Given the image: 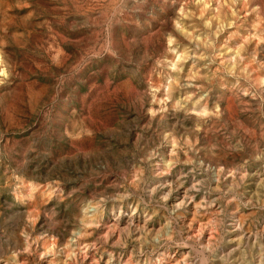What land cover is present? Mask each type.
Segmentation results:
<instances>
[{
	"label": "rangeland",
	"instance_id": "rangeland-1",
	"mask_svg": "<svg viewBox=\"0 0 264 264\" xmlns=\"http://www.w3.org/2000/svg\"><path fill=\"white\" fill-rule=\"evenodd\" d=\"M262 38L264 0H0L1 223L21 192L27 205L53 202L65 237L40 245L62 249L61 264H246L264 233ZM21 171L51 172L55 202ZM125 206L135 215L120 218L133 225L122 246L77 245L81 221L97 215L90 237ZM142 214L154 233L139 246ZM20 236L30 245L13 262L48 264Z\"/></svg>",
	"mask_w": 264,
	"mask_h": 264
},
{
	"label": "bare ground",
	"instance_id": "bare-ground-1",
	"mask_svg": "<svg viewBox=\"0 0 264 264\" xmlns=\"http://www.w3.org/2000/svg\"><path fill=\"white\" fill-rule=\"evenodd\" d=\"M178 1V0H177ZM179 3V2H178ZM181 5V4H180ZM144 20V19H143ZM145 21V20H144ZM146 25V24H145ZM167 33V32H166ZM262 36V35H261ZM263 37V36H262ZM150 39V38H149ZM263 39V38H262ZM264 40V39H263ZM262 55V54H261ZM196 64H198V63H196ZM125 68V67H124ZM128 68V67H127ZM254 70V69H253ZM250 71H251V69H250ZM253 72V71H252ZM251 73V72H250ZM252 74H254V73H252ZM263 75V74H262ZM262 75H257L258 77L256 78V79H259L258 81H259V85H261L262 84V79H263V77H262ZM254 80H255V77H254ZM148 82V81H147ZM150 82H151V80H150ZM228 86V85H227ZM261 87V86H260ZM263 87V86H262ZM225 89V88H224ZM150 90V89H149ZM152 90V89H151ZM154 90V89H153ZM226 90V89H225ZM241 90V89H240ZM155 91V90H154ZM224 91V90H223ZM238 91V90H237ZM243 91V90H242ZM246 91V90H245ZM220 92V91H219ZM244 92V91H243ZM262 92V91H261ZM240 93V92H239ZM216 95V94H215ZM231 95V94H230ZM239 95V94H238ZM245 96V95H244ZM224 97V96H223ZM230 97V96H229ZM151 98V97H150ZM242 98V97H241ZM228 99V98H227ZM230 100L232 101V98H230ZM229 100V101H230ZM243 100V99H242ZM249 101H250V99H249ZM233 102V101H232ZM232 102H231V104H232ZM248 102V101H247ZM252 102V101H251ZM249 103V102H248ZM258 103H260V102H258ZM257 103V104H258ZM228 104H230V103H228ZM244 104L245 103H243L242 105L244 106ZM247 105V104H246ZM260 105V104H259ZM233 106H234V104H233ZM152 107V106H151ZM229 106H227L226 105V109L228 108ZM251 108V107H250ZM225 109V110H226ZM254 109H255V107H254ZM151 110V109H150ZM238 110V109H237ZM251 110H253V109H251ZM261 110V109H260ZM233 112V111H232ZM253 112V111H252ZM257 112H258V110H257ZM234 113V112H233ZM255 113V112H254ZM224 114V113H223ZM223 114H221V115H223ZM261 115H264V114H261ZM166 116V115H165ZM169 117V116H168ZM174 117V116H173ZM173 117H169V118H167V117H165L164 118V120L166 121H168V124H170V122H174V120H173ZM224 117V116H223ZM227 117H228V115H227ZM230 117V116H229ZM160 118V117H159ZM231 119H233L232 117H231ZM180 120V119H179ZM229 120V119H228ZM227 120V121H228ZM234 120V119H233ZM232 120V121H233ZM259 120V119H258ZM159 121V120H158ZM183 121V120H182ZM263 121V120H262ZM219 122V121H218ZM264 122V121H263ZM176 123V122H175ZM184 123V122H183ZM163 124V123H162ZM179 124H182V122L180 123V121H179ZM178 125V124H177ZM235 125V124H234ZM261 125V124H260ZM170 126V125H169ZM174 126V125H173ZM72 127V126H71ZM178 127V126H177ZM186 126H184V128H185ZM236 127V126H235ZM165 128V127H164ZM176 128V127H175ZM242 128V127H241ZM167 129H169V130H172V128H168L167 127ZM261 129V128H260ZM162 130V129H161ZM165 130V129H164ZM167 131V130H166ZM188 131H190V130H187L186 129V134L187 133H189ZM254 131V130H253ZM264 131V130H263ZM169 132V131H168ZM174 132V131H173ZM241 132H243V130L241 131ZM244 132H245V130H244ZM258 132V131H257ZM180 133V132H179ZM182 133V132H181ZM252 133V132H251ZM173 134V133H172ZM184 134V133H183ZM246 135V134H245ZM251 135V134H250ZM261 135H262V133H261ZM260 135V136H261ZM72 136V135H71ZM247 136H249V134L247 135ZM252 136V135H251ZM251 136H249V137H251ZM259 137V136H258ZM203 138V137H202ZM165 143V142H164ZM183 144V143H182ZM254 146V145H253ZM165 147V146H164ZM187 149H185V148H181L179 151H175L174 149L172 150H167L166 151V154L167 155H170V157H171V155H174V154H181V155H187ZM179 152V153H178ZM163 154V153H162ZM251 154H253V153H251ZM179 161V160H178ZM239 166V165H238ZM239 170V169H238ZM62 172V171H61ZM23 176H26V177H28V178H31V179H33L34 181H35V187H36V189L37 188H39V189H42V193H41V196H46V198H50V199H52L54 202H55V198H57L59 195H57L56 194V190L52 187V185L50 186V181H52V179L54 178V177H52V175H51V172H49V171H21L20 172ZM173 175V174H172ZM242 175V174H241ZM54 176V175H53ZM60 177V176H59ZM61 179H63L62 177H60ZM259 178V177H258ZM264 179V178H263ZM20 181H22L23 182V180H20ZM261 182V181H260ZM42 183H45L44 184V186H41V185H43ZM259 183V182H258ZM51 184H53L52 182H51ZM56 188V187H55ZM26 190V189H25ZM16 192V191H15ZM14 192V193H15ZM18 192V191H17ZM16 192V193H17ZM184 192V191H183ZM20 193V195H19V197L17 196V202L18 203H10V205H9V210H10V212H11V215L8 217V219H7V221L6 222H4V223H1V221H0V226L1 225H3L5 228H6V237H5V244L6 245H0V258L1 257H3V255H5V253H6V251L5 250H7V252H10L11 253V255L8 257H3V260H2V262L4 263V264H17V263H15V262H13V260L14 259H16V256H17V251L18 250H20L21 251V249H23L24 247H28L30 244L29 243H25V245H24V243H23V240H24V238L22 239V235L20 236V231H22V232H24L25 233V236H29V239L31 240V241H33V244H34V248H35V250H37V249H39L40 247V249L42 250V252H43V254L45 255L44 257H43V259L48 263V264H61L58 260H59V258H58V256L57 255H61L62 254V249H58V250H54L53 248H54V246H55V243H52V242H48V241H45V242H41V245H40V237L42 236V235H45V234H47L49 237H52L53 235H55V237H57V238H59L60 240L63 238V234H64V231L62 230V224H61V222L59 223V222H57V221H54L53 220V213H52V209L50 208L52 205H53V202L52 203H50L48 206L46 205V206H43V205H38L37 203H34V204H31V205H27V204H24V196L21 194V192H19ZM18 194V193H17ZM182 195V194H181ZM184 195V194H183ZM261 195V194H260ZM124 196V195H123ZM176 197V196H175ZM28 198V197H27ZM163 198V197H162ZM257 198V197H256ZM204 199V198H203ZM50 201V200H49ZM206 201V200H205ZM105 202V201H104ZM180 202H182V200H180ZM176 203V202H175ZM183 203V202H182ZM177 204V203H176ZM178 204H180L179 202H178ZM177 204V205H178ZM184 205V204H183ZM198 206H199V204H197ZM211 205V204H210ZM21 206V208H19V207ZM196 206V205H195ZM194 206V207H195ZM174 207V206H173ZM179 207V206H178ZM237 207V206H236ZM93 208V207H92ZM133 208V207H132ZM131 208V209H132ZM176 208V207H175ZM195 208H197V207H195ZM195 208H193L194 209V211H195ZM262 208V207H261ZM86 209V208H85ZM84 209V210H85ZM98 209V208H97ZM122 209H124V207H113L112 209L110 208V211H109V214L106 216V217H108L109 219L110 218H112V219H114V224L112 225V226H108L107 225V221L106 220H108L107 218H106V220H104V218L102 219V218H99V220L98 219H96L98 222L97 223H99V226H98V229L97 230H94L93 231V233H92V235L90 236V237H88V236H86V228L87 227H89V226H92V225H90V224H93V221H92V219H95L96 217L95 216H97V215H95V213L91 216V218H90V220L89 221H87V220H85V221H81V223L82 224H84V227H82V228H79L78 230H77V232L75 233V235H77V236H79L78 238H79V240L81 239V238H83L82 239V243H80V241L78 240V239H76V240H78V242H79V244H77L78 246H80V247H83V249H85L86 247L87 248H92V250L93 249H95V250H101V249H104V250H106L107 248H106V246H110L111 245V243H112V245L111 246H118V247H120V246H122V237H124V238H126V237H129L130 236V228H129V225H132V224H127L128 225V228L126 227V226H124V228H121L122 226H121V217H122V215L125 217V218H128V221H131V220H133V217H134V213H133V211H131V210H129V207L128 206H125V210L123 211ZM134 209V208H133ZM198 209V208H197ZM238 209V208H237ZM236 209V210H237ZM93 210V209H92ZM95 210V209H94ZM179 210V209H178ZM206 210V209H205ZM235 210V209H234ZM87 211H90V210H87ZM96 211V210H95ZM176 211V210H175ZM233 211V210H232ZM71 212V211H70ZM73 212V211H72ZM84 212V211H83ZM147 212V211H146ZM153 212V211H152ZM234 213H235V211H233ZM239 212V211H238ZM237 212V213H238ZM88 213V212H87ZM97 213V212H96ZM172 213V212H171ZM171 213H170V215H171ZM73 214V213H72ZM240 214H241V212H240ZM143 216H142V218H141V221H140V218H136L137 220V222H138V224L136 225L135 223H133V224H135L136 225V227H138V229H139V231L141 230V232H144L143 233V238L142 239H139L140 237H137L138 238V240H136L135 238H136V236H135V240H136V244L138 243V245L139 244H142L144 241H145V239H146V237H151V233H154L151 229V231H149L147 228H150V227H148L147 226V224H148V221L150 220L148 217H147V215H144V214H142ZM230 215V214H229ZM248 215H249V213H248ZM136 216H138V215H136ZM175 216V215H174ZM173 216V217H174ZM177 216V215H176ZM211 216V218H212V214L210 215ZM244 216V215H243ZM250 216H251V214H250ZM254 216V215H253ZM59 217V216H58ZM86 217H89V216H86ZM147 217V218H146ZM163 217V216H162ZM230 217L233 219V222H234V224H233V226H236L237 224H238V218H237V215L235 216V215H230ZM75 218V217H74ZM151 218V217H150ZM164 218V217H163ZM183 218H184V216H183ZM260 218V217H259ZM60 219V218H59ZM123 219V218H122ZM156 219V218H155ZM236 219H238L237 221H235ZM245 219V218H244ZM27 220H30V223L27 221ZM77 220V219H76ZM75 220V221H76ZM80 220H81V218H80ZM126 220V219H125ZM135 220V219H134ZM158 220V219H157ZM95 221V220H94ZM123 221V220H122ZM127 221V220H126ZM165 221H167V220H164V222ZM240 221V220H239ZM243 221V220H242ZM112 222V221H111ZM132 222H134V221H132ZM183 222V221H182ZM186 222H187V220H186ZM63 223V222H62ZM80 223V222H79ZM125 223H127V222H125ZM163 223V222H162ZM241 223V222H240ZM124 224V223H123ZM160 224V223H159ZM170 224V223H169ZM243 224V223H242ZM51 225H53V228H51L50 229V227H51ZM64 225V224H63ZM98 225V224H97ZM139 225H141V226H139ZM152 225V224H151ZM150 225V226H151ZM167 225L168 224H165L163 227H161L159 230L160 231H163V230H165L166 229V232L165 233H167V229H168V227H167ZM133 226V225H132ZM154 226H156V225H154ZM97 227V226H96ZM135 227V228H136ZM133 228V227H132ZM131 228V230L133 231V229ZM173 228V227H172ZM91 229V228H90ZM137 229V230H138ZM155 229V228H154ZM171 229V228H170ZM187 229V228H186ZM202 229V228H201ZM204 229V228H203ZM235 229V228H234ZM238 229V228H237ZM243 229V228H242ZM147 230H148V233H147ZM157 230H158V227H157ZM159 230H158V232H159ZM261 230H262V228H261ZM170 231V230H169ZM203 231V230H202ZM235 231V230H234ZM136 232V231H135ZM158 232H156V233H158ZM226 232H227V230H226ZM239 232V231H238ZM238 232L236 233L237 235H236V237L238 236ZM162 233V232H161ZM161 233H160V235H161ZM257 233V232H256ZM89 234V233H88ZM132 234H134L133 232H132ZM192 234V233H191ZM240 234V233H239ZM136 235V234H135ZM142 235V234H141ZM158 235V234H157ZM235 235V234H234ZM3 236V235H2ZM2 236H1V233H0V239L2 238ZM138 236V235H137ZM54 237V238H55ZM65 237V236H64ZM154 238H153V244L154 245H158L159 244V242L158 243H156L158 240H159V235L158 236H156V234H155V236H153ZM180 237V236H179ZM188 237V236H187ZM231 237V236H230ZM85 238V239H84ZM124 238H123V240H124ZM170 238V237H169ZM168 238V239H169ZM186 238V237H185ZM129 239V238H128ZM132 239V238H131ZM223 239H227V238H223ZM255 241L253 242V244H250V249H247V250H249V254H250V256H248L249 258H247L248 260H246V261H244V262H246V264H258V261H259V263L260 264H264V233L263 234H260V236L259 237H256L255 236ZM27 240V239H26ZM25 240V241H26ZM42 240V239H41ZM149 240V239H148ZM151 240H152V238H151ZM234 240V239H233ZM232 240V241H233ZM240 240V239H239ZM150 241V240H149ZM182 241V240H181ZM77 241H75V243H76ZM124 242V241H123ZM126 242H127V240H126ZM228 242V241H227ZM1 243V242H0ZM156 243V244H155ZM162 243V242H161ZM238 243V245H239V242H237ZM151 244V243H150ZM163 244V243H162ZM203 244V243H202ZM76 245V244H75ZM161 245V244H160ZM40 246V247H39ZM110 246V247H111ZM123 246H125V245H123ZM140 246V245H139ZM149 246V245H148ZM210 246V245H209ZM137 247V246H136ZM205 247V246H204ZM204 247H202L203 249H205ZM127 248V247H126ZM192 248V247H191ZM206 248H207V246H206ZM235 248V247H234ZM31 249V248H30ZM72 249V248H71ZM138 249V248H137ZM153 249V248H152ZM193 249V248H192ZM208 249V248H207ZM246 249V248H245ZM139 250V249H138ZM206 250V249H205ZM204 250V251H205ZM244 250V249H243ZM20 251H18V252H20ZM26 251V250H25ZM28 251V250H27ZM88 251V250H87ZM239 251V250H238ZM241 251V250H240ZM83 252V251H82ZM107 252V251H106ZM21 253V252H20ZM27 253H29V251L27 252ZM33 253V252H32ZM35 253H37V252H35ZM104 253V252H103ZM112 253V252H111ZM119 253V252H118ZM129 253V252H128ZM131 253V252H130ZM215 253V252H214ZM243 253H246V252H243ZM84 254V253H83ZM86 254V253H85ZM101 254V253H100ZM108 254V253H107ZM164 254V253H163ZM235 254V253H234ZM247 254V253H246ZM41 255V254H40ZM76 254H74V256H75ZM80 255V254H79ZM130 255V254H129ZM238 255V254H237ZM240 255V254H239ZM241 255H243V254H241ZM22 256V255H21ZM86 256V255H85ZM108 256H109V258L111 257V254H108ZM189 256V255H188ZM247 256V255H246ZM245 255H244V257H246ZM42 257V256H41ZM65 257V256H64ZM92 257V256H91ZM124 257H127V256H124ZM133 257V256H132ZM131 257V258H132ZM168 257H170L169 256V254H168V256H167V254H164V256L161 258V260H159V262L158 263H161V261H163L164 263L165 262H167L168 261ZM243 257V256H242ZM25 258H27V257H25ZM29 258V257H28ZM69 258V257H68ZM70 258H72V257H70ZM108 258V257H107ZM128 258V257H127ZM215 258V257H214ZM90 259V258H89ZM129 259V258H128ZM183 259V258H182ZM222 259V258H221ZM246 259V258H245ZM28 260V259H27ZM61 260V259H60ZM122 260H124V259H122ZM187 260H189V259H187ZM216 260V259H215ZM222 260H224V258L222 259ZM236 260V259H235ZM241 260V259H240ZM43 261V260H42ZM62 261V260H61ZM83 261H84V264H93L92 262H90L89 260H87L85 257L83 258ZM111 261V260H110ZM116 261V260H115ZM138 261V260H137ZM136 261V262H137ZM182 261V260H181ZM202 261V260H201ZM221 261V260H220ZM33 262V261H32ZM140 262V261H139ZM138 262V263H139ZM141 262H143V261H141ZM162 262V263H163ZM180 262V261H179ZM186 262V261H185ZM206 262V261H205ZM226 262V261H225ZM238 262V261H237ZM36 263V262H35ZM39 263V262H38ZM66 263V262H65ZM215 263V262H214ZM216 263H219V262H217L216 261ZM215 263V264H216ZM224 263V262H223ZM222 263V264H223ZM235 263H236V261H235ZM240 263V262H239ZM242 263V262H241ZM107 264H109L108 262H107ZM117 264H131V260H129V261H127V262H125V260L122 262L120 259H118V261H117ZM142 264V263H141ZM177 264H178V261H177ZM186 264H188V262L186 263ZM201 264H203V262L201 263ZM225 264V263H224Z\"/></svg>",
	"mask_w": 264,
	"mask_h": 264
}]
</instances>
